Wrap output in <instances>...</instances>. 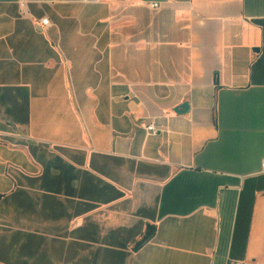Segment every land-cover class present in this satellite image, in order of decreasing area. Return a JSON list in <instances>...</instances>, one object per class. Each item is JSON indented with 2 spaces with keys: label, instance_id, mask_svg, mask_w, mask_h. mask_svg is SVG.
Returning <instances> with one entry per match:
<instances>
[{
  "label": "crops",
  "instance_id": "1",
  "mask_svg": "<svg viewBox=\"0 0 264 264\" xmlns=\"http://www.w3.org/2000/svg\"><path fill=\"white\" fill-rule=\"evenodd\" d=\"M21 1L0 0V264H261L264 0Z\"/></svg>",
  "mask_w": 264,
  "mask_h": 264
},
{
  "label": "built area",
  "instance_id": "2",
  "mask_svg": "<svg viewBox=\"0 0 264 264\" xmlns=\"http://www.w3.org/2000/svg\"><path fill=\"white\" fill-rule=\"evenodd\" d=\"M161 4L162 3L159 0H154V1L149 2V6L152 9H159L161 7ZM20 5H21L22 11L24 12L25 11V5H26L25 0H22ZM40 24L43 26H49L50 21L47 18H43L40 20ZM147 130L149 131V133L154 134V133H156L157 128L153 123H151L147 126ZM260 173H262V174L264 173V159L262 161V167H261ZM229 264H236V263L235 262H229Z\"/></svg>",
  "mask_w": 264,
  "mask_h": 264
},
{
  "label": "trees",
  "instance_id": "3",
  "mask_svg": "<svg viewBox=\"0 0 264 264\" xmlns=\"http://www.w3.org/2000/svg\"><path fill=\"white\" fill-rule=\"evenodd\" d=\"M152 235H153V232H152V234L147 235V236L145 237V240H144V241H147L149 238L152 237ZM144 241H143L142 243H144Z\"/></svg>",
  "mask_w": 264,
  "mask_h": 264
},
{
  "label": "water",
  "instance_id": "4",
  "mask_svg": "<svg viewBox=\"0 0 264 264\" xmlns=\"http://www.w3.org/2000/svg\"><path fill=\"white\" fill-rule=\"evenodd\" d=\"M181 109H187L188 108V104H184L180 107Z\"/></svg>",
  "mask_w": 264,
  "mask_h": 264
},
{
  "label": "rangeland",
  "instance_id": "5",
  "mask_svg": "<svg viewBox=\"0 0 264 264\" xmlns=\"http://www.w3.org/2000/svg\"><path fill=\"white\" fill-rule=\"evenodd\" d=\"M261 264H264V260L261 262Z\"/></svg>",
  "mask_w": 264,
  "mask_h": 264
}]
</instances>
